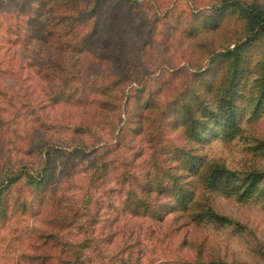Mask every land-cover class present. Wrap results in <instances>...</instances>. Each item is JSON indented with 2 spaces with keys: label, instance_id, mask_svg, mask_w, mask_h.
I'll use <instances>...</instances> for the list:
<instances>
[{
  "label": "rangeland",
  "instance_id": "obj_1",
  "mask_svg": "<svg viewBox=\"0 0 264 264\" xmlns=\"http://www.w3.org/2000/svg\"><path fill=\"white\" fill-rule=\"evenodd\" d=\"M82 1L90 7L89 0ZM123 1L119 25L108 21L114 0L101 3L90 23L97 32L87 41L92 44L81 54H62L64 69L85 75L89 83H104L110 75L122 79L99 103L75 107L50 103L53 93L41 79L57 68L50 63L55 52L32 39L39 0H0V180L19 164L39 179L42 158L29 152L32 146L40 150L49 144L63 153L84 148L83 155L64 158L54 172L50 188L61 198L59 209L24 186L11 191L0 211V264H44L47 255L53 264L74 255L78 264H264V34L254 37L249 21L235 11L242 3L264 12V0ZM223 6L237 14L224 17L212 32L200 29L192 36L191 27L199 29L200 19ZM41 19L54 23L50 12ZM218 57L228 73L219 87V78L206 80L217 98L202 95L212 100V112L205 135L192 146L225 180L211 190L197 189L193 198L203 197L201 205L172 209L167 194L143 195L137 187L149 171L175 169L171 152L186 141L170 114L188 91L202 93L197 78ZM17 92L28 95L27 106L18 102ZM231 108L236 122L221 120V111ZM70 125L87 129L77 135ZM96 142L100 147L92 153ZM95 164L105 165L106 176L96 174L90 183ZM130 176L138 182L126 186L132 191L129 201L138 195L154 203L161 219L126 208L120 189ZM198 186V178L188 180L190 193ZM205 209L221 220H195ZM52 215L67 221L57 227ZM53 231L59 232L55 246L47 238Z\"/></svg>",
  "mask_w": 264,
  "mask_h": 264
},
{
  "label": "trees",
  "instance_id": "obj_2",
  "mask_svg": "<svg viewBox=\"0 0 264 264\" xmlns=\"http://www.w3.org/2000/svg\"><path fill=\"white\" fill-rule=\"evenodd\" d=\"M108 0H89L90 7H84L82 0H39V3L34 11L38 20L33 22L31 25L33 40L41 43L47 49H50V54L55 52V54L51 57V65L57 68V72L54 73H46L43 74L41 79L47 83V88L49 93H53L50 97L49 101L53 105H57L61 102H66L67 104L73 103V106L77 107L84 106L88 102L95 103L96 100H101L102 96L109 95L115 88L121 84V77H117L115 75L106 79L104 83L98 82L99 79L89 83L88 78L85 75L80 74L79 72L70 73L66 69L65 59L62 58V54L64 52L77 55L81 54V51H84V48L92 43L87 41H92V39L97 36L96 25L90 29V23L93 21L101 11V7L99 6L101 3H104ZM123 0H114L115 7L111 11V16L108 19L109 23H113V25H119L121 22V11L124 8ZM51 4V9H46ZM67 4V5H66ZM82 4V5H81ZM239 9L235 11L241 12L243 14V19L249 21L250 24V32L254 37L264 34V12L259 10L254 6H245L242 3L238 4ZM75 6V7H74ZM223 6L222 11L216 12L213 15H209L203 17L199 20V29L195 27H191L192 36H196L197 33L201 31H214L216 30L222 19L231 13L229 7ZM117 11V12H116ZM47 12L53 13L54 23L51 20L45 21V19H41ZM36 19V18H35ZM41 20V21H40ZM99 27V26H98ZM200 29H203L200 31ZM253 37V38H254ZM85 46V47H84ZM224 57V56H223ZM221 66L222 61L220 58H216L212 61L211 68L206 72L198 76L199 86L202 89V93L198 94L194 91H188L185 99L180 101L173 109L172 115L170 117L173 119V123L180 128L182 134L184 135V139L186 141V146L181 148H176L171 152V158L175 165V169L160 171V169H156L155 174L149 173L146 175L147 180L142 181L140 187V191H143L145 195L146 193H159V194H167V197H171V208L186 211L190 208L195 207V205H201L203 197L201 200L197 198L196 200L193 198V194H197V189L211 190V188L218 186L220 182L225 180L224 173L216 171L209 164L202 163L201 159L196 155V151L192 145L197 143L202 139L207 131V123L206 120L211 117V101H205L202 99V95L211 96L210 98H214L213 102L216 101V96H214L215 87L213 84L207 85L206 80L210 79V81L214 78H219V82L216 84L219 87V84L222 85L224 82L225 76L228 73V67L225 66L226 71H221L225 69ZM18 81L20 76L18 77ZM115 80H114V79ZM22 79V78H21ZM40 79V80H41ZM20 82V81H19ZM212 83V82H211ZM221 91V88L217 90V93ZM214 96V97H213ZM6 99H9L5 97ZM17 100L28 101V95L25 93L17 92ZM10 103L14 105V101L9 99ZM99 103V102H96ZM149 99H144V107L145 109L148 107ZM19 104V103H16ZM213 104V103H212ZM99 105V104H98ZM27 106V105H26ZM29 106V105H28ZM236 108H231L232 111H221V114L225 115L220 116V119H231L234 122L238 119ZM222 110V109H220ZM239 110H241L239 108ZM169 117H165L167 120ZM3 125V122L0 119V129ZM69 130L73 131L74 134L84 133L87 128L82 127L81 125H70L67 127ZM85 129V130H84ZM100 143H93L92 153L97 151L100 147ZM82 148L79 150L77 147L72 148L71 151L63 153L62 150H59L57 147L46 145L40 150H36L33 146L29 149V152L32 154H39L42 158L41 160V169L35 171L37 172L35 179L31 172H29V168L26 164L18 165L16 168L11 169L10 171L4 173L0 180V211L3 210V204L7 197L11 194V191L15 189V187L24 186L32 193L40 196V201L46 203V200L50 203V206L53 209H59V203H61V198L57 196L50 188L51 181L54 177V172L64 158L67 159L69 156L75 155H83V145H80ZM79 150V151H78ZM30 153V154H31ZM166 162V161H165ZM164 162V163H165ZM92 163V162H90ZM105 170V165L100 167L99 165H93L92 175L90 178V183L92 182V177L97 176L96 174H100L98 178H104L107 172ZM127 178V179H126ZM130 178V179H129ZM132 178V179H131ZM192 178H198L199 186L195 188L194 193H190V190L187 188L188 180ZM124 179V181H123ZM121 182V193H125V205L127 209L134 210L136 215L141 213H147L149 216L153 217L156 220L161 219L162 215L160 214V210L156 205L149 201L146 202L142 200L140 196L135 197V202L129 201L127 198L131 195L126 192V186L131 185V181L136 177H125ZM167 180V182L165 181ZM120 187V188H121ZM125 188V189H124ZM135 193V192H134ZM141 194V193H140ZM142 195V196H143ZM26 197H24L25 199ZM48 198V199H47ZM130 202V203H129ZM42 203V204H43ZM131 204V205H129ZM159 206V205H158ZM4 216V215H3ZM51 216V215H50ZM52 219L50 220L54 224H57V227H61L64 222L63 216L56 217V215H52ZM58 216V215H57ZM204 217H208L209 219L221 220L220 217L216 215H207V209L202 210L200 213L195 215V220H202ZM217 222V221H216ZM55 226V227H56ZM59 232L53 231L52 234H48L47 238H52V246L58 245L59 243ZM42 239V235L38 238V241ZM50 240V239H49ZM51 257V256H50ZM49 255H47L44 264H53V262L48 263V259H50ZM39 258V259H38ZM35 259V262H39L40 257ZM44 258V256L42 257ZM42 263V262H41ZM37 264V263H35ZM59 264H78V258L74 255V259L72 261L68 260ZM181 264H226L218 261H208V262H185Z\"/></svg>",
  "mask_w": 264,
  "mask_h": 264
},
{
  "label": "clouds",
  "instance_id": "obj_3",
  "mask_svg": "<svg viewBox=\"0 0 264 264\" xmlns=\"http://www.w3.org/2000/svg\"><path fill=\"white\" fill-rule=\"evenodd\" d=\"M234 247H235V245H234Z\"/></svg>",
  "mask_w": 264,
  "mask_h": 264
}]
</instances>
